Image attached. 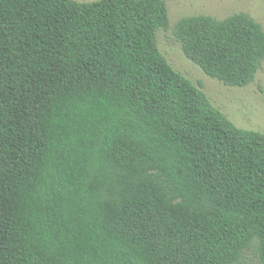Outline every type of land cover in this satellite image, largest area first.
Segmentation results:
<instances>
[{
	"label": "trees",
	"instance_id": "trees-1",
	"mask_svg": "<svg viewBox=\"0 0 264 264\" xmlns=\"http://www.w3.org/2000/svg\"><path fill=\"white\" fill-rule=\"evenodd\" d=\"M165 0H0V264H264V133L175 70ZM187 58L253 83L245 13L174 28Z\"/></svg>",
	"mask_w": 264,
	"mask_h": 264
},
{
	"label": "rangeland",
	"instance_id": "rangeland-1",
	"mask_svg": "<svg viewBox=\"0 0 264 264\" xmlns=\"http://www.w3.org/2000/svg\"><path fill=\"white\" fill-rule=\"evenodd\" d=\"M94 2L98 0H76ZM170 17L168 30H160L158 46L171 66L193 84L201 87L212 104L237 127L264 133V63L256 79L246 87H229L206 75L185 55L174 34L183 18L197 15L222 20L233 14L245 13L264 28V0H165ZM242 264H261L256 248L247 251Z\"/></svg>",
	"mask_w": 264,
	"mask_h": 264
}]
</instances>
